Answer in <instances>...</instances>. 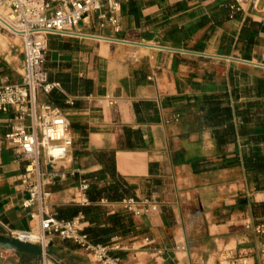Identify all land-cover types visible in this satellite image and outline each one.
I'll return each mask as SVG.
<instances>
[{
    "label": "crops",
    "instance_id": "obj_1",
    "mask_svg": "<svg viewBox=\"0 0 264 264\" xmlns=\"http://www.w3.org/2000/svg\"><path fill=\"white\" fill-rule=\"evenodd\" d=\"M116 1L46 36L59 86L36 100L63 111L72 143L63 160L40 154L45 208L81 212L121 264H264V0ZM22 56L0 27V82L20 81ZM14 115L0 109V264H42L38 243L9 235L40 231L25 160L2 138ZM45 262L105 264L57 235Z\"/></svg>",
    "mask_w": 264,
    "mask_h": 264
},
{
    "label": "built area",
    "instance_id": "obj_2",
    "mask_svg": "<svg viewBox=\"0 0 264 264\" xmlns=\"http://www.w3.org/2000/svg\"><path fill=\"white\" fill-rule=\"evenodd\" d=\"M238 1L236 8L240 7ZM103 4H107L111 12L119 7L116 0H0V27L21 37L23 51L20 81L0 82V109L8 106L15 108L13 122L2 138L25 160L20 174L28 191L24 205L34 201L39 203L37 215L40 225L39 232L10 229L9 235L18 240L39 242L42 264H46L47 245L53 235L73 239L105 264H121L120 257L108 253L107 244L89 238L83 229L81 212L62 218L45 208L49 191L43 189L44 172L39 164L41 153L51 162L65 159L72 143L69 123L63 111L49 102L36 100L37 91L49 92L59 86L58 81L48 79L43 66L46 36L49 33L78 34L75 28L78 21L89 9L100 8ZM109 19L115 21L113 14ZM108 101L112 103L114 99L109 98ZM25 117H29L28 124L24 121ZM86 185V182L81 184L82 187ZM134 202L128 198L124 200V205L138 213L140 210ZM255 228L264 233V225ZM33 233L37 235L35 239L31 238ZM113 247H118V244Z\"/></svg>",
    "mask_w": 264,
    "mask_h": 264
},
{
    "label": "water",
    "instance_id": "obj_3",
    "mask_svg": "<svg viewBox=\"0 0 264 264\" xmlns=\"http://www.w3.org/2000/svg\"><path fill=\"white\" fill-rule=\"evenodd\" d=\"M2 243H4L5 245H7L9 247H14L15 246V244L12 243L10 240L2 241Z\"/></svg>",
    "mask_w": 264,
    "mask_h": 264
},
{
    "label": "bare ground",
    "instance_id": "obj_4",
    "mask_svg": "<svg viewBox=\"0 0 264 264\" xmlns=\"http://www.w3.org/2000/svg\"><path fill=\"white\" fill-rule=\"evenodd\" d=\"M37 237V235L35 234V233H33L32 235H31V238L32 239H35Z\"/></svg>",
    "mask_w": 264,
    "mask_h": 264
},
{
    "label": "rangeland",
    "instance_id": "obj_5",
    "mask_svg": "<svg viewBox=\"0 0 264 264\" xmlns=\"http://www.w3.org/2000/svg\"><path fill=\"white\" fill-rule=\"evenodd\" d=\"M1 29L2 30H6L5 28H3V27H1ZM7 31V30H6ZM31 242V241H30ZM33 243H38L39 244V242H34V241H32ZM40 245V244H39Z\"/></svg>",
    "mask_w": 264,
    "mask_h": 264
}]
</instances>
